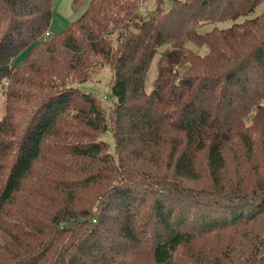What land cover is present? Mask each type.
Listing matches in <instances>:
<instances>
[{"label": "trees", "instance_id": "1", "mask_svg": "<svg viewBox=\"0 0 264 264\" xmlns=\"http://www.w3.org/2000/svg\"><path fill=\"white\" fill-rule=\"evenodd\" d=\"M145 1L90 0L48 39L54 0H0V264H173L180 248L210 237L196 254L204 260L216 256L212 241L264 212V11L251 15L264 0H156L142 14ZM226 19L234 22L200 30ZM102 62L112 68L114 152L104 139L72 146L60 137L76 98L88 105L90 127L110 129L101 99L73 78L84 81ZM52 137L58 149L100 161L104 174H49L47 185L35 166ZM230 146L237 165L261 155L255 179L240 169L227 176ZM105 177H116L107 195L93 206L79 198ZM259 234L227 245L233 264H264Z\"/></svg>", "mask_w": 264, "mask_h": 264}, {"label": "rangeland", "instance_id": "2", "mask_svg": "<svg viewBox=\"0 0 264 264\" xmlns=\"http://www.w3.org/2000/svg\"><path fill=\"white\" fill-rule=\"evenodd\" d=\"M89 1L90 0H83L79 5H75L74 0H54V14L50 23L51 32L49 34L46 33L47 35H49L47 38L49 39L52 34L66 29L72 23V21L79 18L80 15L86 10ZM156 4V0H146L142 5L141 13L145 14L149 10L154 9L156 7ZM263 11L264 1H262L256 7V9L254 10V12H252L251 15L255 16L257 14H261ZM243 19L244 17L242 16L237 20L240 21ZM233 22L234 20L232 19H226L222 21L206 23L205 25L200 27V30L205 31L213 28L214 26L227 27L230 26ZM113 37L116 38L117 33H114ZM187 45L195 50L200 51L201 53H204L208 50L207 46L200 47L198 44L192 41L188 42ZM167 46L168 45L166 44L160 46L159 53L155 56V58H153L151 67L148 72L146 83L148 91L152 89L153 80L157 74L158 57L160 56L161 52L167 48ZM29 50V48L23 50L14 59V63H22ZM110 66V63L107 62L96 64L94 70L88 74L87 79H85L84 81L81 80L82 76L80 74L73 73V78H75L76 80L74 81V84L79 85V87H81L83 90L92 92L96 96H98L101 99L102 104L104 105V109L106 111L107 116L111 112L113 105V96L111 91V83L113 76L111 70L112 68ZM1 91L2 89H0V118L2 117L5 110V99L2 96ZM87 108L88 105L79 98H76V100L71 104L70 108L67 111V121L65 123H62V126L60 127L62 129L63 134L60 135V137H66L63 139V142H71V144H73L72 146H74L77 143L104 139L109 142V145L106 147L105 151H116V147L114 146L115 140L112 134L113 127L112 124H110V117L108 116L107 119L108 124H110V129H102V127H90L86 123V119L92 118V116L90 115V117H87ZM55 138L56 137H52L49 141H46L44 156H42L37 161L35 166L36 173L47 178V185L49 183V174L51 176H58V180L65 179L66 177L79 179V177L82 176L84 172L85 174L90 172H94V174L96 175L104 174V170L99 171V167L101 166L100 161H93L92 159H82L79 157H75L69 153L70 146L68 145L67 147L65 146V149H58L54 142ZM233 152L234 150L232 146H230L228 148V151L226 152L228 157L227 176L231 177L235 174L236 169H240L241 171H243L244 176L246 178H249V180L255 179L256 176H258L257 173L260 168L257 161H261V155L255 154L252 157H247L248 161H242L240 165H237L236 158L238 155H233ZM200 166L201 174L207 175L205 170V161H203ZM84 176L86 177V175ZM109 176L112 177L113 175ZM111 177H105L99 180L96 179V181L91 182L87 187H82L83 190L79 193V198L82 199L84 202L90 201L91 206H93V204L96 203L98 197L101 194L107 195L106 186L110 183L111 180L116 179V177H114L113 179H111ZM245 177L243 178V180L246 179ZM107 178H109V180ZM34 180L35 179L30 180L29 186H32ZM234 180L236 181V178H234ZM31 191L32 187L29 188V194ZM151 205L152 194H146V198L142 203L143 213L146 214L150 210ZM254 233H260V236H264V212L260 214V216L256 220L250 221L247 224H242L239 227L238 232H236L235 234H224V237L212 241V244H214V254L216 256L211 254L203 260L202 255H196L197 253L199 254V251L202 248L205 249V247L208 246V243H211L210 237H202L196 239L192 245H185L180 248V250L176 254V258L174 259L173 264H221L223 260H225V264H233L232 259L229 258V255L234 256V258H236L237 253H232V247L228 248L227 245L230 243L237 244L240 239L246 240L244 234L250 236V234L252 235ZM242 247H244V244L240 246V248ZM223 249H225V251H222ZM244 249L247 252L250 250L248 245L244 247ZM217 252L220 253L217 255ZM193 254H195L194 257H192ZM145 264L154 263L150 261V259H148L147 257Z\"/></svg>", "mask_w": 264, "mask_h": 264}, {"label": "built area", "instance_id": "3", "mask_svg": "<svg viewBox=\"0 0 264 264\" xmlns=\"http://www.w3.org/2000/svg\"><path fill=\"white\" fill-rule=\"evenodd\" d=\"M46 33H47V34H49L50 32H49V31H47ZM47 34H46V36H48Z\"/></svg>", "mask_w": 264, "mask_h": 264}, {"label": "crops", "instance_id": "4", "mask_svg": "<svg viewBox=\"0 0 264 264\" xmlns=\"http://www.w3.org/2000/svg\"><path fill=\"white\" fill-rule=\"evenodd\" d=\"M2 96H3V95H2ZM3 114H4V113H3ZM2 116H3V115H2ZM1 118H2V117H1ZM1 118H0V119H1Z\"/></svg>", "mask_w": 264, "mask_h": 264}]
</instances>
